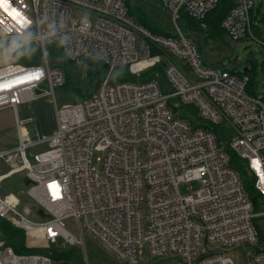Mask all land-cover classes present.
Returning a JSON list of instances; mask_svg holds the SVG:
<instances>
[{
    "label": "built area",
    "instance_id": "1",
    "mask_svg": "<svg viewBox=\"0 0 264 264\" xmlns=\"http://www.w3.org/2000/svg\"><path fill=\"white\" fill-rule=\"evenodd\" d=\"M155 1L172 23L171 30L163 24L168 36L131 17L125 0H7L23 24L0 7V45L34 44L39 58L0 66V109L13 110L18 129V144L0 151L9 168L0 172V219L41 249L59 237L85 248L86 231L123 264L165 255V264H234L226 249L241 245L250 264H264V95L248 92L249 76L231 70L237 65L207 63L200 52L205 40L178 24L185 15L205 28L219 0ZM253 9L254 0H234L221 27L233 41L251 38L264 48L252 31ZM73 10L92 18L74 17ZM51 56L85 71L89 63L103 64L96 89L59 107L54 91L67 70ZM44 96L53 97L56 128L33 140L18 108ZM226 142L246 163L261 195L259 211L230 166ZM41 144L47 148L30 153ZM18 173L34 208L17 193H1L5 179ZM191 182L199 189L182 193ZM68 217L80 237L64 226ZM54 263L45 253L15 252L0 235V264Z\"/></svg>",
    "mask_w": 264,
    "mask_h": 264
},
{
    "label": "rangeland",
    "instance_id": "2",
    "mask_svg": "<svg viewBox=\"0 0 264 264\" xmlns=\"http://www.w3.org/2000/svg\"><path fill=\"white\" fill-rule=\"evenodd\" d=\"M132 10H137L141 7L144 10L147 18L152 20L156 24H166L171 30L172 23L170 22L167 12H163L159 3L155 0H132ZM253 34L264 39V0H254L253 9ZM72 16L80 18L87 16L92 18L91 14L82 10H73ZM136 19V18H135ZM178 24L187 32L190 29L186 25V20L181 17L178 20ZM201 24V23H200ZM198 24L200 27L202 25ZM203 27V26H202ZM201 27V29H202ZM204 28V27H203ZM194 32L199 30L192 28ZM191 40H195L194 36H190ZM200 52L203 53L205 61L213 65H237L240 72L249 64L246 62L252 59L255 63L254 79L256 81L257 91L259 94L264 95V48L259 45L255 40L251 38H244L240 41H233L224 35L222 39H207L205 44L200 47ZM37 47L32 44L29 45L24 42H8L0 45V66L9 63H26L37 58ZM52 57V56H51ZM65 69L69 74L68 81L61 87H58L54 91V98L57 105L60 107L66 103H73L82 98L77 97L74 92V86L79 85L83 94H88L96 89V80L94 78L92 70H101V63L93 65L90 72L85 71L83 67L76 65L68 60H62ZM234 66H232L233 68ZM102 73V72H101ZM77 97V98H76ZM79 98V99H78ZM38 101L29 102L24 105H20L18 108V115L28 131L29 137L33 140L46 137L50 135L56 128V121L54 118V100L53 97H47L37 99ZM183 112L193 118L192 113L186 109H182ZM193 121L195 122L194 118ZM18 144V129L13 110L8 108L0 109V150L15 147ZM47 148L46 144H41L30 150V153L42 151ZM98 153H94L93 160L96 166H100L97 158L100 157ZM9 168L6 164L0 163V172H6ZM23 173L12 175L5 179L2 193L20 192V196L24 197L25 192L28 190L29 185L25 183ZM199 189L197 182L185 183L180 186L182 193L192 192L195 193ZM24 204L34 208V202L27 197ZM260 227L264 231V222L259 219ZM10 223V222H9ZM12 224V223H11ZM12 226H14L12 224ZM64 226L72 234L80 237V232L76 224L74 217H68L64 219ZM15 227V226H14ZM16 228V227H15ZM24 233V245L28 249H41L31 245V238ZM1 235V234H0ZM85 248L79 245H70L66 241L59 237L55 245L50 246L48 244L43 245V249H56L58 252L73 251L76 257L70 264H85L86 260L88 264H123L120 260L115 258L111 253L106 251L103 246L94 239L86 231L83 232ZM207 250L220 251V245L206 246ZM42 250V249H41ZM227 254H229L234 264H250L246 258L248 253V246L241 245L240 247L227 248ZM168 255L158 257L152 260L151 264H165L168 260ZM164 259V260H162ZM166 259V260H165Z\"/></svg>",
    "mask_w": 264,
    "mask_h": 264
},
{
    "label": "trees",
    "instance_id": "3",
    "mask_svg": "<svg viewBox=\"0 0 264 264\" xmlns=\"http://www.w3.org/2000/svg\"><path fill=\"white\" fill-rule=\"evenodd\" d=\"M131 1L132 0H125L126 5L128 6V13L131 17L136 18V20L142 24L144 27L148 28L149 30H151L153 33L155 34H159V35H163V36H168L169 35V31H167V29L164 28V25L161 24H156L154 23L152 20L148 19L146 14L144 13V10L139 7L137 10H132L131 6ZM234 7V0H219L218 5L216 6V8H214L206 17L205 19V28L202 29L201 27L198 25L200 24L199 22H196L188 17H186L185 15H183V17L186 20V25L192 29H197L199 30L197 33V35H201V37L206 41L207 39H222L225 35L224 30L221 27V22L223 20V18L228 14V12ZM251 18L253 21L254 15H253V11L251 13ZM253 23V22H252ZM201 25V24H200ZM255 26L254 23L252 24V27ZM38 57L37 58H33L32 61H38ZM62 60H64V58H61L58 60V58H56L55 56L52 57V63H54L55 65L58 63L61 67H63L65 69V66L62 63ZM90 64V63H89ZM88 64V72H90L92 70L93 67V63L92 65ZM248 64V63H247ZM103 68V66H102ZM159 70H162V68H156ZM66 70V69H65ZM234 73L237 74H246L249 76V83H248V87L247 90L249 93L251 94H257V86H256V81L254 79V73H255V69L254 70H250V68L248 67V69L246 71L240 72L239 68H237L236 70H234V68L231 69ZM94 75V78L96 80V85L98 83V78L101 76V70H92L91 71ZM69 78V74L68 72H66V82L68 81ZM125 79L128 80H133L134 76L132 75H127L125 77ZM74 92L76 94V96L79 98H84L86 96H89L91 94V92H89L88 94H83L82 89L79 85H75L74 86ZM76 97V98H77ZM78 98V99H79ZM78 101V100H77ZM214 129V133H216L219 136L220 140L225 139V141H227V138L222 136L223 135V128L220 126H216L213 127ZM225 149L228 153V155L230 156V166L233 167L234 169H236L242 179H243V183H244V188L247 191L251 201L254 204L255 207V211H259L261 209V195L260 193L255 189L254 187V181L252 179V177H250L248 175V172L246 170V163L241 160L238 155L230 148L229 144L226 142L225 144ZM26 183V182H25ZM2 193V190H1ZM18 194V196L20 197V199L22 201H26L27 200V194H25L24 197L20 196V192H16ZM3 194V193H2ZM256 224V221H255ZM260 230V237L261 239H264V232ZM0 234L1 237L7 241L8 244H10L13 249L15 250V252L17 253H32V252H41V253H45L47 255H49L52 260L54 262H68L70 264V262L73 261V259L76 257V254L73 251H64V252H58L56 249H28L25 247L24 245V233L22 230L15 228L14 226H12L11 223H9L6 220L0 219Z\"/></svg>",
    "mask_w": 264,
    "mask_h": 264
},
{
    "label": "snow or ice",
    "instance_id": "4",
    "mask_svg": "<svg viewBox=\"0 0 264 264\" xmlns=\"http://www.w3.org/2000/svg\"><path fill=\"white\" fill-rule=\"evenodd\" d=\"M0 7L5 8L6 11H8L9 13L13 14V17L18 20L19 23L23 24L25 22L24 19H22V15L21 13L15 9V8H11L8 4H7V0H0Z\"/></svg>",
    "mask_w": 264,
    "mask_h": 264
},
{
    "label": "water",
    "instance_id": "5",
    "mask_svg": "<svg viewBox=\"0 0 264 264\" xmlns=\"http://www.w3.org/2000/svg\"><path fill=\"white\" fill-rule=\"evenodd\" d=\"M247 63L250 65V70H254L255 69V63L253 62V60L252 59H249L248 61H247ZM89 65H92V63H90ZM237 68H234V70H236ZM248 68L247 67H245L244 69H243V71H246ZM54 264H69L68 262H55Z\"/></svg>",
    "mask_w": 264,
    "mask_h": 264
},
{
    "label": "crops",
    "instance_id": "6",
    "mask_svg": "<svg viewBox=\"0 0 264 264\" xmlns=\"http://www.w3.org/2000/svg\"><path fill=\"white\" fill-rule=\"evenodd\" d=\"M247 63V62H246ZM250 68V65H248L247 66V68ZM42 98H47V96H44V97H40V98H38V99H42ZM35 101H38L37 99H35V100H33V101H31V102H35ZM29 103V102H28ZM27 104V103H26ZM9 109V108H8ZM11 110V109H10ZM54 118H55V112H54ZM56 121V120H55ZM24 126V125H23ZM24 128H25V126H24ZM26 129V128H25ZM1 151V150H0Z\"/></svg>",
    "mask_w": 264,
    "mask_h": 264
}]
</instances>
